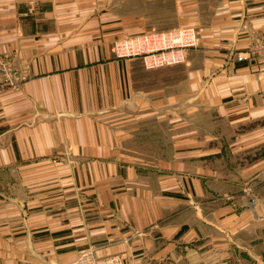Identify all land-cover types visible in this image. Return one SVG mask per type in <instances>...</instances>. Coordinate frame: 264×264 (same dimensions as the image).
I'll return each instance as SVG.
<instances>
[{"label": "crops", "instance_id": "crops-1", "mask_svg": "<svg viewBox=\"0 0 264 264\" xmlns=\"http://www.w3.org/2000/svg\"><path fill=\"white\" fill-rule=\"evenodd\" d=\"M178 28L185 63L113 53ZM263 38L264 0H0V264H264Z\"/></svg>", "mask_w": 264, "mask_h": 264}, {"label": "built area", "instance_id": "built-area-1", "mask_svg": "<svg viewBox=\"0 0 264 264\" xmlns=\"http://www.w3.org/2000/svg\"><path fill=\"white\" fill-rule=\"evenodd\" d=\"M198 44L199 37L195 28H178L119 39L115 43L113 52L118 59H141L147 70L160 69L185 63L188 51L197 47ZM240 58L243 60L264 59V38L254 44L248 52L241 53ZM22 80L23 77L16 70L13 61L1 56L0 92L8 87H17ZM65 264H130V262L120 255L99 257L89 249L80 252L76 259Z\"/></svg>", "mask_w": 264, "mask_h": 264}, {"label": "rangeland", "instance_id": "rangeland-1", "mask_svg": "<svg viewBox=\"0 0 264 264\" xmlns=\"http://www.w3.org/2000/svg\"><path fill=\"white\" fill-rule=\"evenodd\" d=\"M196 31H197V30H196ZM159 33H160V32H159ZM197 33H198V31H197ZM143 34H147V33H143ZM138 35H140V34H138ZM133 36H134V35H133ZM133 36H130V37H133ZM123 38H125V37H123ZM119 39H122V38H119ZM118 41H119V40H117L116 42H118ZM116 42H115V43H116ZM115 43H114V45H113V48H114V46H115ZM113 48H112V50H113ZM113 53H114V52H113ZM246 197L249 198L250 196L248 195V196H246Z\"/></svg>", "mask_w": 264, "mask_h": 264}]
</instances>
